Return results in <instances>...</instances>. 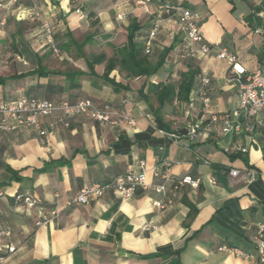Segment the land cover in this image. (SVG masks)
<instances>
[{"label":"crops","instance_id":"crops-1","mask_svg":"<svg viewBox=\"0 0 264 264\" xmlns=\"http://www.w3.org/2000/svg\"><path fill=\"white\" fill-rule=\"evenodd\" d=\"M163 2L190 9L203 40L233 54L246 75L264 71V2L255 7L262 27L254 29L246 22L253 13L251 0H153L148 14L137 0H0V103L26 98L59 106L89 99L121 109L126 100L135 121L132 127L112 126L55 111L39 118L42 142L30 127L0 131V232L9 233L0 237L3 264H264L254 242L256 226L264 224V180L249 181L250 171L264 173V137L223 135L220 123L209 124L194 93L198 75L206 73L211 114L220 119L235 109L238 87L230 65L213 52L182 59L181 26L176 18L163 17L145 53L155 62L175 44L163 67L132 79L112 70L108 79L116 88L103 79L106 61L126 45L132 23L138 26L134 41L145 51ZM45 21L57 55L44 40ZM189 66L199 71L191 90L193 108L175 103L183 113L174 116L165 107L169 128L160 133L139 92L158 81L177 82ZM186 113L203 123L194 141L187 136ZM242 148L247 152L240 153ZM164 161L172 163V181L190 176L197 187L171 191L168 182L165 195L156 193L152 186L162 180L154 172ZM139 165L147 188L136 189L132 198L121 199L109 190L37 224L41 213L63 207L83 186L105 184ZM231 170L239 174L233 177ZM19 194L33 196L37 207L16 202ZM153 202L165 206L158 209ZM7 246L14 251L8 253Z\"/></svg>","mask_w":264,"mask_h":264},{"label":"built area","instance_id":"built-area-1","mask_svg":"<svg viewBox=\"0 0 264 264\" xmlns=\"http://www.w3.org/2000/svg\"><path fill=\"white\" fill-rule=\"evenodd\" d=\"M16 2L17 0H11ZM153 0H137L145 13H149V5ZM254 7L262 4L264 0H251ZM75 13L80 19L84 18L80 10ZM37 16V15H36ZM163 17L176 18L181 26L182 33L185 39V45L181 51L182 59H191L197 56H207L212 52L219 60H224L230 65L231 73L234 76L235 83L238 87V104L235 109L224 114L220 119L211 114L210 99L207 94V87L210 83L208 74L201 73L198 75V84L194 93L199 99V105L204 115H209V124L216 122L220 123L221 132L223 135H246L250 136L252 140L256 141L264 137V71L256 70L255 72L246 75L244 70L239 67L238 61L233 54L228 53L224 49H215L207 44L201 35L197 18L195 14L188 8L182 5L172 4L169 2L159 3L157 6V17L153 23V27L149 34V38L145 45V53L148 54L152 45V41L159 29L160 22ZM117 19H121L117 16ZM41 30L44 35V40L54 54H58V50L54 43V33L48 22H43ZM193 91L190 94L188 104L193 108ZM127 101L121 102L123 107L117 109L111 104H104L102 106L96 105L91 100H80L74 104L62 103L55 106L48 101H39L35 99L21 98L14 101L0 103V131L11 132L17 128L24 126L30 127L37 131L40 141L42 142L45 132L41 129L39 118L49 116L55 111L61 112L64 116H87L91 120L98 123H107L116 126L123 123L129 127L135 125V121L131 116L130 111L124 106ZM259 117H262L259 120ZM188 121V139L194 141L197 138L199 129L202 126L201 120H190L188 113L185 114ZM163 133L161 129H158ZM240 153H246L247 149H239ZM264 154V153H263ZM172 163L168 161L162 162L154 172L155 178H160L161 183L153 185L152 188L156 193L165 195V184L172 183L171 191H176L180 186L189 185L193 188L197 187V181L190 176H184L179 181H172L169 176V169ZM160 169L164 173L160 174ZM239 174L238 170H231L230 175L235 177ZM264 180V173L257 171L249 172V181L255 179ZM146 189V173L142 167L136 171H130L123 175H118L105 184H93L83 186L78 194L66 202L63 207L55 208L49 212L41 213L39 215L38 225H45L50 221L60 216L62 210L73 205H87L91 201L98 200L104 194L112 190L121 199H130L134 195L136 189ZM1 196V194H0ZM16 202L23 203L27 208L37 207L36 199L29 194H19L14 196ZM153 206L158 209H163L165 203L153 202ZM7 231L0 232V237H8ZM255 248L259 255V262L264 263V224H258L255 230ZM8 253L14 251L13 247H5ZM222 250V249H219ZM234 253L243 256L237 250H232ZM4 257L0 255V264H3Z\"/></svg>","mask_w":264,"mask_h":264},{"label":"trees","instance_id":"trees-1","mask_svg":"<svg viewBox=\"0 0 264 264\" xmlns=\"http://www.w3.org/2000/svg\"><path fill=\"white\" fill-rule=\"evenodd\" d=\"M252 10L253 13L246 17V22L254 29H260L262 27V21L256 16L257 8L253 7ZM92 16V14L88 15L89 18ZM137 30L138 26L132 23L127 28L126 45L117 49L118 55L115 54L112 59L106 61L103 79L110 82L114 88L118 85L108 79V74L112 70H118L125 78L129 79L142 76L149 77L156 74L163 67L169 54L174 50L175 44L167 49H163L155 62L150 61L149 57L145 55L143 45L136 44L134 41ZM261 36L264 40V32L261 33ZM198 74V69L189 66L185 72L180 73L177 82H172L170 79L158 81L148 84L145 93L143 90L139 92L141 99L147 104L148 110L152 114L154 122L159 129L169 128L168 124L163 120L165 115L163 109L165 107H171L175 103H187ZM2 83L4 81L0 79V85Z\"/></svg>","mask_w":264,"mask_h":264},{"label":"rangeland","instance_id":"rangeland-1","mask_svg":"<svg viewBox=\"0 0 264 264\" xmlns=\"http://www.w3.org/2000/svg\"><path fill=\"white\" fill-rule=\"evenodd\" d=\"M149 59H153L152 56H149ZM167 113L174 115V116H180L183 112L182 109L178 106L174 107L171 106L170 108H168Z\"/></svg>","mask_w":264,"mask_h":264}]
</instances>
